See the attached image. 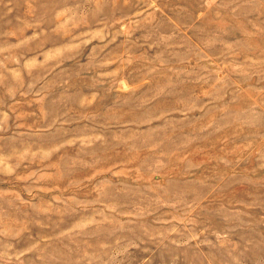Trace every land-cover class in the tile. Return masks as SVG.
<instances>
[{
	"label": "rangeland",
	"instance_id": "rangeland-1",
	"mask_svg": "<svg viewBox=\"0 0 264 264\" xmlns=\"http://www.w3.org/2000/svg\"><path fill=\"white\" fill-rule=\"evenodd\" d=\"M0 264H264V0H0Z\"/></svg>",
	"mask_w": 264,
	"mask_h": 264
}]
</instances>
